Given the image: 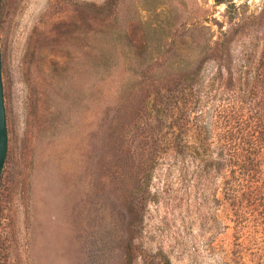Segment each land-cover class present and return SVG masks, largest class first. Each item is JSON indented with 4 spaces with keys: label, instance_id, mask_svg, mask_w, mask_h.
<instances>
[{
    "label": "rangeland",
    "instance_id": "rangeland-1",
    "mask_svg": "<svg viewBox=\"0 0 264 264\" xmlns=\"http://www.w3.org/2000/svg\"><path fill=\"white\" fill-rule=\"evenodd\" d=\"M0 46V264H264L215 167L264 120V0H0Z\"/></svg>",
    "mask_w": 264,
    "mask_h": 264
},
{
    "label": "trees",
    "instance_id": "trees-1",
    "mask_svg": "<svg viewBox=\"0 0 264 264\" xmlns=\"http://www.w3.org/2000/svg\"><path fill=\"white\" fill-rule=\"evenodd\" d=\"M232 142L233 138L224 141L215 167L227 166L226 195L236 208V217L251 223L255 243L251 245L264 253V120L252 123L239 144Z\"/></svg>",
    "mask_w": 264,
    "mask_h": 264
},
{
    "label": "water",
    "instance_id": "water-1",
    "mask_svg": "<svg viewBox=\"0 0 264 264\" xmlns=\"http://www.w3.org/2000/svg\"><path fill=\"white\" fill-rule=\"evenodd\" d=\"M8 151V128L2 80V56L0 46V179Z\"/></svg>",
    "mask_w": 264,
    "mask_h": 264
}]
</instances>
